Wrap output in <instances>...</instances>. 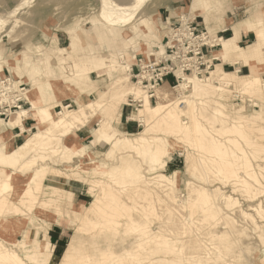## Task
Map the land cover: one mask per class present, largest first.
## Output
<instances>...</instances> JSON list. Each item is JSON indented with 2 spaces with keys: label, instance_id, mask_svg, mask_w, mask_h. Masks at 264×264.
<instances>
[{
  "label": "bare ground",
  "instance_id": "1",
  "mask_svg": "<svg viewBox=\"0 0 264 264\" xmlns=\"http://www.w3.org/2000/svg\"><path fill=\"white\" fill-rule=\"evenodd\" d=\"M143 1L129 0L122 6L124 10L115 22L126 24L132 15L136 17ZM221 3V0H196L191 7L204 16L209 10L220 8ZM255 18L251 15L235 23L233 34L227 38L219 37V48L214 51L220 60L249 67L247 74L226 71L221 63H215L204 79L177 71L182 77L175 86L180 96L170 97L169 93L157 88L154 93L158 96L156 103H151L147 88L131 80L130 65L123 63L124 54L115 50L120 47L125 51L126 46L141 41L149 46L148 41L156 37V25L150 18L141 20L138 16L135 24L138 32L129 36L120 31L122 25L112 23L108 28L111 39L104 38V44L103 41L100 43L106 46L107 53L95 48L91 52L83 51V60L79 58L82 64L76 59L79 54L74 50L84 41L79 34L83 29L80 26L69 29L68 46L57 44L42 49L39 54L44 61L57 58L61 74L51 75L46 66L41 76L33 75L36 72L34 67L25 70L30 87L23 96L30 107L16 110L7 121L0 117V130L4 128L0 132V264H48L54 246L49 242L47 231L51 223L61 225L63 218L70 222H73L72 218L94 220V225L108 224L114 230L123 226L127 233L135 234L137 240L133 246H125L120 252L110 247L89 254L78 251L75 234L56 264H140L134 261L141 258L148 260L146 264H153L145 249L152 247L156 253L162 247L159 244L166 242V237L176 235L182 239V244L200 240L192 250L191 245L189 248L186 245L188 251L182 257L185 264H250L251 261L242 255L236 254L229 260L222 252L225 248L222 245L228 244L229 239L246 236L247 226L255 235V245L261 254L258 258L264 264V164L260 163L264 161V85L250 64L264 50V25ZM97 28L98 22L92 19L90 30L96 31ZM248 30L255 33L257 39L244 48L239 43L240 36ZM71 57L73 59L69 60ZM67 59L69 62L65 61ZM9 63L0 61V74L4 65L11 67ZM97 67L103 68L110 79L103 88L90 76L92 72L97 73ZM14 71H17L16 66ZM232 90L248 95L250 105L259 108L247 113L244 103H228L226 93ZM91 92L93 98L88 97ZM129 96L133 101H140L128 116L143 126L136 133L124 131L119 121L123 105L129 103ZM78 97L82 98L77 100ZM60 98L79 103L71 108L70 103L61 104ZM253 98L262 99V103L258 104ZM57 105L61 106L59 111L54 110ZM97 113L98 126L91 129V140L81 143L76 131L81 127L88 128L90 118ZM24 117L35 121L36 130L25 135L22 143L11 147L12 129L24 130ZM103 144L108 145V149L104 151L103 159H99L98 147ZM181 144L200 151L198 157L188 151L184 153L185 171L189 176L202 180L206 171L211 169L222 179V182L216 181L231 184L232 191L224 194L218 188L220 185L211 190L203 184H193L179 169L163 172L167 168L166 161ZM140 159L146 161V167ZM26 164L28 167L32 165V172L25 177L21 170ZM50 177L83 183L87 186L90 201L84 205L68 200L73 192L52 182ZM180 184L188 185L184 200L176 195ZM235 191L248 202H255L249 203L247 210L243 209L240 200L232 194ZM12 195L16 198L12 199ZM258 196L262 198L257 199ZM123 197L127 200L124 201ZM134 198L148 200L146 207L140 202L136 204ZM154 200L166 213L157 218L162 222L156 227L146 219L150 212H155ZM170 203H176L180 209H189V220L181 215L180 231L163 229L166 224H172V214L178 210H174ZM19 205H24L29 215L20 230L21 236L16 238L7 233L5 227L9 220L17 222L14 214L21 211ZM107 208L119 210L118 217L109 215L102 219L99 214L107 213ZM144 209L148 213L143 214ZM196 211L201 212L202 219H195ZM233 211H238V216L249 225L240 224L231 216ZM133 212L143 215V221L135 220ZM37 214L46 216V219ZM203 220L208 222L204 228L198 224ZM218 225L220 231L214 228ZM29 229L33 230L32 236ZM243 247L240 250H245ZM168 249L171 252H164L172 255L174 251H182L183 246L171 243ZM168 260L165 258L164 261Z\"/></svg>",
  "mask_w": 264,
  "mask_h": 264
},
{
  "label": "rangeland",
  "instance_id": "2",
  "mask_svg": "<svg viewBox=\"0 0 264 264\" xmlns=\"http://www.w3.org/2000/svg\"><path fill=\"white\" fill-rule=\"evenodd\" d=\"M128 1L129 0H0V61H10L12 63H9L11 67L4 65L1 71L2 74H0V99H7L8 104L5 106L10 107L11 111L9 116L5 118L3 115L1 118L6 121L9 120V118L13 116L16 110H18L16 104L20 105V108L30 107L29 103L24 98L26 96V89H29L30 87V79L25 74V70L34 67V69H36V72H34L33 75L41 76L42 72L44 71V66H46V68L49 69V71L51 72V75L61 74L62 69L61 65L57 62V58L50 57L46 62L44 61V57L39 53H41L42 49L46 50L47 47H53L57 44L59 46H68L70 43L69 29L72 27L80 26L83 29L86 28L85 30L80 29L79 31V34H82L81 36L84 37L83 43L78 46H75L74 48L76 53L79 54L76 56V59H78L80 64H82V60L84 58L82 54L83 51H85V53L91 52L94 48L100 50L102 49L103 51H101L103 53L107 51L106 46L103 45L106 40L103 41V39H111L112 36L108 28L112 26V23L122 25L119 28L120 31L122 32V34L129 36L134 34L135 32H138L135 28V24L137 23L136 18L138 16L141 17V20L146 18H150L151 20H153L156 25V29H153L156 37H153L151 40L148 41L149 46H147L144 42L141 41L140 44L135 43L130 47L126 46L125 51L123 48L120 47L115 48L116 53L124 54L125 60L123 61V63L127 62L128 65L133 64V74L137 72V68L135 66V57L147 56L153 58L154 55H160L161 53H164L165 44L170 32H173L175 30V32L177 33L187 34L186 31H188L189 29L193 30L195 35H200L203 32L206 38L202 39V43L204 42V44H202L201 51L202 54L205 56L207 63L210 64V67L208 69L204 67L200 68L201 70L205 69V74L198 75V77L204 79L209 75L208 72L211 69H214L215 63H220L221 61L225 62L222 59L221 61L215 60V58L218 57L214 55V51L219 48L220 38H227L233 34L232 26L235 23L237 24L242 20H246L252 15L257 18H255L256 20H260V24L264 25V0H221L222 6L220 8L211 9L206 12L204 16L201 14H197V11L191 7V4H194L196 0H144L140 7L139 14L136 17L132 15L130 21L126 24L123 21L115 22V20H117L119 15L124 10L122 6H125ZM166 7H177V9L179 10V17L177 21L170 20V17H168V12L167 10H165ZM159 13H161L162 15L160 16ZM154 14L157 15L154 16ZM92 19L98 22V28L96 30L97 32L90 30L92 26ZM114 27L115 26H113L112 28ZM222 28L225 29L223 31H217L218 29ZM247 32L245 34V37H243L242 40L239 41L240 45L244 48L249 47L253 43V41L257 39V36L255 35V33H252L251 30H248ZM99 36H101L102 38ZM129 38L130 37H128V39ZM180 38H182L181 41L185 43V46L187 45V43H190L193 40H190V37L188 38V36H180ZM102 41L103 44L101 45L100 43ZM162 48L163 50H161ZM79 58L82 60H80ZM72 59L73 57L69 58V60ZM69 60L67 59L65 61L69 62ZM119 60L122 61L121 59ZM250 64L253 70L261 77L262 83L264 85V50L259 56L253 58ZM15 66L17 67V71H14ZM96 70L97 73L92 72L90 76L92 79L97 80V85L103 88L110 81L109 76L103 68L97 67ZM225 70H236L239 74H247L249 72V67L243 65V67H241V70H237V66L236 68H233L231 66H225ZM188 75L193 74L188 73ZM168 76H171L173 81L172 83H170L169 86H163ZM131 80L134 82L136 81L135 78H131ZM178 82L175 77H173V75L170 73L163 77L162 82H160L157 88H160V92L165 91L169 93L170 97H177L180 96V92L175 87ZM15 95H17L18 99L20 98L18 100V103L16 104L13 103L14 100L11 98ZM88 97L93 98V93H89ZM129 97L131 98V96ZM157 97L158 96L153 95L150 98L151 103H156V101L158 100ZM226 97L228 103L233 102L232 104L234 105H238V103H244V105L246 106L245 111L247 113H251L259 108L252 107L250 105V97L248 95L240 94L237 91H229L228 93H226ZM80 98L82 97H78L76 99L79 100ZM56 100H58V98H56ZM77 100H74L75 105L79 103L77 102ZM137 100L138 99H135L132 102L129 99L130 104H124L121 110L122 122L126 124V128H124V131L128 133H136L143 128L139 121L131 120L128 118L129 114L137 106H139L140 101ZM253 100L259 102L258 104L262 103V99L260 100L259 98H253ZM61 104H69L71 105V108L75 107L70 99L64 100L63 102H61ZM60 105L54 108V110L59 111L61 109ZM98 118L99 114L97 113L90 118L88 128L85 129L81 127V129L76 131V135L79 134V136L81 137L80 139H78L81 143H88L91 140V129L98 126ZM23 119H25V117ZM35 130V128H32L31 131ZM80 130H83L85 133H79ZM1 131H4V128H2L0 132ZM29 133L30 131L25 132L24 134L28 135ZM25 135L22 136V138L17 141L14 146L22 143L25 140ZM93 148L95 149V147ZM107 149L108 145L105 144L98 147L97 155L99 156V159H103V153ZM187 151L189 153L191 152L194 157L199 156L197 154L199 150L196 151V148H187L185 145H182L178 147L173 152V154H171V157L168 159V161H166L167 168L163 170V172H166L168 169H179L181 171V174L187 176L190 179V182L193 184H203L204 186H206V188L209 187L211 190H216L217 185H220L218 188H221L220 191L224 192V194L230 193L232 191L231 184L227 183L228 185H223L222 183H220L222 182V179H220L218 177L219 175H216L211 169L206 171V174L202 179L203 181L201 179H196L194 177L189 176L185 171L184 162V153ZM76 160L77 159H75V161ZM140 161L143 166L146 167V161L143 159H140ZM260 163H262L263 165L264 161H260ZM28 164L22 166L21 170L22 173H24L25 177L32 172V165L28 167ZM200 172L201 169H199V173ZM211 173L212 175L209 176V174ZM50 178L52 182L58 183L57 185L62 186L65 189H68L73 192L71 197H67L68 200H73L74 203H82L84 205L90 201L91 198L88 197V195L86 194L87 186L83 183L81 184L75 181L64 180L60 177ZM209 179H211L213 182ZM216 180H219L220 182ZM187 187L188 185L180 184L176 189V195L180 200L185 199L188 191ZM126 191H130V189H127ZM129 194L131 193L129 192ZM232 194L240 200V204H242L241 207H243V209L247 210L249 208V205L255 202H248V200L244 199V197L238 191H235V193ZM15 198L16 196L12 195V199ZM261 198L262 196L257 197V199ZM123 199L124 201L127 200L125 199V197H123ZM134 200L136 204L140 202V204L145 207L148 202V200H145L143 198H134ZM13 202L17 203L15 200H13ZM170 204L174 206V210L176 208L178 210L174 211V213L172 214V224H166L163 229L180 231L179 220L182 218L181 215H183L184 217H186V219L189 220V209H180L178 208L176 203ZM19 206L21 211H19V213L14 214V217L18 218L17 222H15V220L13 219L9 220L8 222H6L7 226L5 227L7 229V233H10L12 237L16 238H19L21 236L20 230L25 226L24 221L29 215V211H27V208L24 205ZM130 206L132 207L133 205ZM163 209L164 208L161 207L156 201L154 202L155 212H150L148 216H146V219H148L151 226L156 227L161 224L162 220L157 218H161L163 217V215H166ZM236 210L237 209L235 208V211ZM143 211V214L146 212L148 213V211H146L145 209ZM235 211L231 213V216L233 215V217L238 219L240 224L244 226H246V224L249 225L248 223H245L246 220L238 216V211ZM106 212L107 213L104 214L105 216L101 214H99V216L102 219L108 217L109 215H112L117 218V213H119V210H112L111 208H107ZM196 213L197 214H195V219H202L201 212L196 211ZM37 216L41 219H46V216L44 215L37 214ZM132 217L138 221H143L142 219L144 218L143 215L136 212L132 213ZM63 219V221L61 222L62 224L58 226L56 224H50V222H48V224H50L48 231L51 227L53 229L56 228L57 230L62 231L63 236L62 241L60 243L59 241L55 243L53 236L50 234L51 239L48 238L49 242L55 243L56 245L55 247H53L52 256L48 264L57 263L64 248L66 247L68 242H70L72 235L75 234L77 238L75 244H77L78 246V251L82 250L83 252L89 254L97 253L98 249L100 248L108 249L110 247L113 250L120 252L125 246H133L135 244V241L137 240V236L135 234L127 233L123 226H119L116 230H114L112 227H109L108 224L104 225L103 223H101L94 225V220L82 221L74 220V218H72L73 222H70L66 218ZM206 223L203 220V222L200 221V223L198 224H202L199 226L206 227ZM214 228L215 230L218 229L217 231H220L219 225L218 227L215 226ZM214 228L211 229L213 230ZM28 233L30 236H32L33 230L29 229ZM245 234V237H233L231 238L232 241H229V239L228 244H226L227 246L222 245V247L225 246V251L222 249L224 258L231 260V258H233L232 256H235L237 254L238 256L242 255L243 258L246 257L247 259H249L251 261L250 264H262L258 258L261 254L258 252L257 246L255 245L257 244V241L255 240V235L252 233V230L249 228V226H247ZM248 238L250 240H248ZM166 239V242L159 244L162 247L156 253L154 251L155 249L152 247L149 248V250L148 248L145 249V252L149 253V256L153 259V264H185L184 262H182V257L185 256V252L188 251L189 245H191L190 250H192L194 246H198V244H200V240L194 239L192 241H187V243L183 242V244H185L183 245L181 243L182 239H180L177 235L174 238L166 237ZM171 243H174L175 245H182V251H174L172 255H166V251L171 252V249H168L171 246ZM186 245H188V248ZM242 246L245 247V250L241 249L244 253L240 250V247ZM165 258H168L169 260L164 261ZM147 261L148 260L141 258L140 260H135L134 262L146 264ZM162 261H164V263H162Z\"/></svg>",
  "mask_w": 264,
  "mask_h": 264
},
{
  "label": "built area",
  "instance_id": "3",
  "mask_svg": "<svg viewBox=\"0 0 264 264\" xmlns=\"http://www.w3.org/2000/svg\"><path fill=\"white\" fill-rule=\"evenodd\" d=\"M186 32L187 34H180L175 32V30L170 32L165 44V52L160 55H154L153 58L147 56L135 57V66L137 68L135 74H133V64L130 65L131 78H135L136 83H140L141 86H144L143 88H147L151 95L150 98L154 95L165 75L171 73L178 82L182 77L178 76L177 71L184 74L202 75L205 74V69L201 70L200 68L208 69L210 67L201 51L202 44H204L202 39L206 38L205 34L202 32L200 35H195L191 29ZM180 36H188L190 40H193L185 46ZM11 98L14 100V104L18 103L20 99L17 98V95ZM129 99L131 100V98ZM131 101L133 102V100ZM0 103V113L2 114L0 117L4 115L6 118L11 113L10 107L5 106L8 101L7 99H0ZM16 107L19 109L21 106L16 104Z\"/></svg>",
  "mask_w": 264,
  "mask_h": 264
},
{
  "label": "crops",
  "instance_id": "4",
  "mask_svg": "<svg viewBox=\"0 0 264 264\" xmlns=\"http://www.w3.org/2000/svg\"><path fill=\"white\" fill-rule=\"evenodd\" d=\"M165 10H167V12H168V17H170V20L171 21H177L178 20V17H179V15H178V12H179V10L177 9V7H172V8H170V7H166L165 8ZM159 15L161 16L162 14L161 13H159ZM225 28H222V29H218L217 31H223ZM216 31V32H217ZM245 34L246 33H244V32H242L241 33V38H240V40H242V38L243 37H245ZM215 60H220V58H215ZM221 61V60H220ZM221 64H222V66H223V69H225V66H231V67H233V68H236V66H237V70H241V67H243V64H240L239 62L238 63H231V62H227V61H225V62H220ZM172 81H173V79L171 78V76H168V78H167V80H166V82L163 84V86H169L170 85V83H172ZM66 99H68V98H60L59 100H61L60 102H63L64 100H66ZM59 105H57L56 107H58ZM55 107V108H56ZM120 121H121V123H122V126H123V129L124 128H126V124H124L123 122H122V112H121V116H120ZM34 123H35V121L33 120V119H31V118H25V119H23V129L24 130H21V128H19V127H15V128H13L12 129V133H13V135H12V137H11V139H10V145L11 146H14L16 143H17V141H19L21 138H22V136H24L25 134V132H28V131H31L32 130V128H35L33 125H34ZM21 130V131H20ZM79 133H82V134H84L85 132L83 131V130H80V132ZM77 136V139H80L81 137L79 136V134H77L76 135ZM15 138V139H14ZM58 226V225H57ZM53 236V239L55 240V243L56 242H58L59 241V243L62 241V231H60V230H57L56 228L55 229H53L52 227L49 229V231H48V238L49 239H51V235ZM52 243V242H51ZM55 243H52L53 244V246L55 247Z\"/></svg>",
  "mask_w": 264,
  "mask_h": 264
}]
</instances>
